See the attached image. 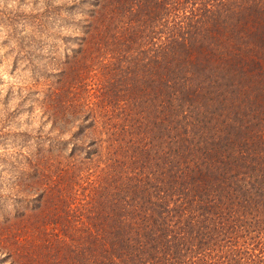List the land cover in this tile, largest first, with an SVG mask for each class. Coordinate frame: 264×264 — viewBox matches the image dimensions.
I'll list each match as a JSON object with an SVG mask.
<instances>
[{
	"label": "trees",
	"instance_id": "trees-1",
	"mask_svg": "<svg viewBox=\"0 0 264 264\" xmlns=\"http://www.w3.org/2000/svg\"><path fill=\"white\" fill-rule=\"evenodd\" d=\"M33 18L61 60L34 72L48 131L15 143L35 148L11 166L27 219L11 264H264V0H63Z\"/></svg>",
	"mask_w": 264,
	"mask_h": 264
},
{
	"label": "rangeland",
	"instance_id": "rangeland-1",
	"mask_svg": "<svg viewBox=\"0 0 264 264\" xmlns=\"http://www.w3.org/2000/svg\"><path fill=\"white\" fill-rule=\"evenodd\" d=\"M59 1L63 0H0V213L3 212L0 214V256L9 251V255L0 259V264H11L16 257L17 245L12 242L19 228L26 225L22 221L27 220L15 215L16 210L24 207L12 197V184L17 177L11 166L22 160L18 152L30 151V157L35 146L28 142L30 138L22 146L15 143L23 135L32 137L40 131L47 132L51 123L49 113L43 110L45 103L39 90L43 81H37L34 72L41 65L54 68L61 60L58 50L53 60L49 55L55 49L54 37L46 32L39 34L35 24L29 22L36 10L41 9L42 2ZM70 118L65 114L56 124L65 128ZM46 162L52 159L48 157ZM24 212L23 217L30 213L27 207Z\"/></svg>",
	"mask_w": 264,
	"mask_h": 264
}]
</instances>
